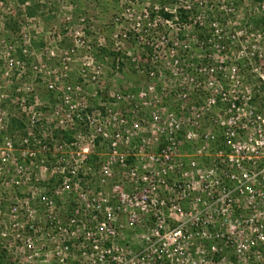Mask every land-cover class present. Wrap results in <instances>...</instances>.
<instances>
[{
	"label": "rangeland",
	"instance_id": "rangeland-1",
	"mask_svg": "<svg viewBox=\"0 0 264 264\" xmlns=\"http://www.w3.org/2000/svg\"><path fill=\"white\" fill-rule=\"evenodd\" d=\"M193 4L200 10L180 37L178 25L170 22L151 39L152 53L144 48L145 32L138 29L148 23L151 10L175 12ZM218 12L225 14V26L214 22ZM263 16L264 0H0V202L24 200L13 219L0 225L7 238L0 243V264H121L131 256L135 264H159L157 254L161 264H264V242L249 245L258 234L264 199L233 191L226 132L236 127L233 142L244 145L250 136L264 135V30L252 21ZM196 21L217 28L218 38L198 40ZM166 30L177 38L169 41ZM146 64L159 65V75H148ZM89 103L107 113L83 115ZM12 118L36 139L33 154L22 145L13 147L6 130ZM99 127L110 138L120 133L115 149H109ZM170 130L178 143L173 168L166 183L154 187L168 203L160 209L162 222L154 208L141 209L139 195L152 188L150 156ZM206 134L214 137L206 139ZM86 148L94 150L90 160L96 174L77 179L74 189H62L52 181L55 165L65 158L80 164ZM200 174L210 176L215 200ZM174 182L195 190L183 196ZM81 187L97 198V210L104 217L110 213L117 228L113 238L107 231L109 243L116 244L107 262L101 248L80 245L90 241L80 227L85 236L72 239L69 249L54 231L26 227L31 218L49 220L42 211L51 212L41 202L43 192L61 193L54 210L77 208ZM229 198L232 206L227 207ZM173 202L186 212H199L205 228L189 223L175 242L174 228L189 216L170 210ZM40 212L44 215L38 217Z\"/></svg>",
	"mask_w": 264,
	"mask_h": 264
},
{
	"label": "built area",
	"instance_id": "built-area-1",
	"mask_svg": "<svg viewBox=\"0 0 264 264\" xmlns=\"http://www.w3.org/2000/svg\"><path fill=\"white\" fill-rule=\"evenodd\" d=\"M113 119H115V116H112ZM176 129H179V125L176 123L174 124ZM171 131V135L167 138L166 142L161 145V148L159 151L155 154H151L152 159V165L151 169L149 170V182L151 183L150 189L142 188V193L139 195L142 202V210L148 211V208H154V214L158 216L159 221L161 220L164 222L165 213H163L160 209L162 206L166 209L168 203L161 198L159 191H154L155 186H160L162 184H165V177H168L170 170L173 168L172 165V154L173 150L176 149L178 143L175 136L172 135L173 130ZM99 135L102 136L101 138L103 140L108 139V145L109 149L114 147V149L118 146V140L121 135L119 132H116L114 135V138H110L109 133L104 128L99 127L98 128ZM227 142L232 147L231 151L229 152L228 156L230 157V160L232 161L231 167L232 169L228 172L229 180L234 183L233 191L237 192L240 196L247 198H255L256 196L260 199H264V190H262L261 187H264V135L261 132L259 133L258 137L250 136L248 139L249 142L248 145H244L241 142H233L236 139V127H227ZM188 135L191 136V132H188ZM195 135V134H194ZM212 135H205L206 139L213 138ZM91 146H95V140H92ZM145 145V144H144ZM89 148L85 149V152ZM200 151V150H199ZM94 150L91 152L85 154V159L81 161L80 164H73L72 162H68L67 159H62V161L59 162L58 166L55 165L57 168V173L59 174L60 178H62L60 185L63 186L62 189H74L75 185L78 184L77 179H86L87 177L85 175H93L92 173L96 174V172H91V160L90 156L93 155ZM77 163V162H76ZM79 163V162H78ZM122 165H125V161L121 160ZM195 164V162H192ZM161 167L159 169H155V165H160ZM135 172H132V175L134 176ZM148 175V174H147ZM147 175L142 176V180L147 181ZM209 175H203L200 174L199 181L204 180L205 188L207 191H209V195L212 198V200H215L214 193L212 192L213 189L210 188L209 183ZM132 179H134L132 177ZM103 181V180H102ZM79 185V184H78ZM82 186V184H81ZM136 189L139 187H135ZM135 188L133 189L135 192ZM174 190H178L179 193H181L183 196L190 195L195 190V187L190 186L189 184L185 183H177L174 182L173 184ZM81 187V191L78 192V196L76 198L77 204V210L76 211H82L85 213V216L87 218L86 222H78L76 219H71L70 223L67 227L61 229V232L55 231L54 229H47L44 228V226H38L35 227V225H28V222L26 223L27 229H31L33 232L38 233L39 231L46 229L48 231H54L58 237L63 236V240L65 241V249H69V246L71 243H69L72 239L76 240L79 238V236H85L84 234L81 235L80 231L78 230V227L82 228L87 236V239H89V242L81 243L82 246L94 248L96 251L98 248H101L103 253L100 255L103 260L105 259V262H107L108 259V253L112 252V249L116 245L114 242L108 241L107 237V231H110V237H115L117 233V228L113 225L112 216L110 213L105 212V214L108 213L107 216H102L98 208L96 207L97 204H95L93 201H96L97 198L91 196V194L87 193L88 189H83ZM84 191V192H82ZM55 195L60 196L61 193L58 192V190H55ZM97 193V197H98ZM181 195V196H182ZM123 197H126V194H122ZM133 199H135V193L131 195ZM182 196V197H183ZM130 197V196H128ZM41 202L44 203V206L46 207L45 211L51 210V212H46L48 214L49 219H52V212L55 208V200L52 198H48V196H42ZM171 200V199H170ZM231 198H229V203L227 204V207L232 206ZM24 205V200L21 202L19 206L12 207L11 211H20L21 206ZM80 205V206H79ZM263 205V218L261 221H259V227L256 229L258 230V234L255 235V238H251L249 241V245H255L259 242H264V202ZM81 207V208H79ZM96 207V208H94ZM147 209V210H145ZM174 209L176 213H179L181 216H189L188 219L182 221L180 224H177L174 228V240L175 242L178 240V238L183 234V227H186L190 223V227L200 228L204 229L206 226V221L199 215V212H196L194 210H189L186 212L182 207H180L179 204H170V210ZM195 209V207H194ZM228 210V209H227ZM45 213V214H46ZM134 213V212H133ZM138 214V213H137ZM135 214H133L135 218ZM15 217V216H14ZM104 217V218H103ZM32 219V218H31ZM33 220V219H32ZM78 232V234H76ZM157 233H160L157 231ZM3 235V234H2ZM109 237V236H108ZM117 249V248H116ZM101 251V252H102ZM237 251L242 254L243 250L241 248V245L238 246ZM105 253V254H104ZM89 255H93L90 253ZM107 257V258H106ZM159 259L155 262H158L161 264L160 258L161 255L157 254ZM117 257H114L111 261H114ZM144 258V257H143ZM64 261V258H62ZM121 264H135V256H131L127 258V260H124ZM155 264V263H154Z\"/></svg>",
	"mask_w": 264,
	"mask_h": 264
},
{
	"label": "trees",
	"instance_id": "trees-1",
	"mask_svg": "<svg viewBox=\"0 0 264 264\" xmlns=\"http://www.w3.org/2000/svg\"><path fill=\"white\" fill-rule=\"evenodd\" d=\"M200 8L198 4H193L192 6H180L178 8L175 9V12H171L170 10L162 7L160 9H154L151 10V13L149 14V20L148 23L144 24L143 26H141V28H139L138 30L141 32H145V35L143 34V36H141V38H143V45L144 48L147 51H150L152 53V48L150 47V45L153 43V38H155L156 34L159 31H163L164 30V26H168V24L170 22H174L176 25H178V29L179 32L178 37H180L181 32L185 26L187 25H191L193 24V19H195L196 14L199 12ZM219 15V18L217 19L218 24L220 25H226L227 24V19L225 18V14L223 12H218L217 13ZM159 19L160 22H155L156 19ZM254 23H257L260 25V28H263L264 30V16L261 18H252ZM260 21V22H259ZM196 27V30L198 32V40L200 41H210L213 38L217 37L218 35L217 33V28L213 27H206L205 25L201 24L200 22L196 21V24L194 25ZM166 34L168 35V40L172 41L173 38H177V34L171 37L170 32L167 33L168 31H165ZM223 33V32H222ZM139 36V35H138ZM220 36V35H219ZM171 37V38H170ZM182 37V36H181ZM152 41V42H151ZM183 48V47H182ZM181 48V49H182ZM116 55V54H114ZM175 61L178 62V60L176 59ZM144 67L145 68V72L149 74H156L159 75L158 73H160V68L159 65L155 64L153 67H150L149 64H146ZM144 71V70H143ZM197 75V74H196ZM64 94H59V98H63ZM91 104H86L84 108H82V114L83 115H87V113H92V112H98L100 113H107V110L104 107H99L97 106V104L93 105V108H91ZM12 123L10 122L7 126H6V130L10 133V138L11 140H13V147H15V149H19L20 145H22V148L25 149L27 148V150L29 151V153L33 154L35 150H37V146L38 143L36 142L35 138L29 137L27 134V132L25 131L26 126L25 124L23 125L22 122H19V125H17V120L12 118L11 119ZM16 140V141H14ZM24 146V147H23ZM41 150L43 148V145H41L39 147ZM37 152V151H36ZM92 163V162H91ZM58 176V178L56 177ZM62 178L59 177V175H54L52 177V181L53 182H61ZM48 196V198H52L53 200H55V204L56 202H58V200L56 199L58 196L55 195V191H52L49 189V191H45L42 193V196ZM40 196V197H42ZM9 200V198L7 199ZM6 199L2 200V202H0V225H2V223L4 222V220H7L8 222L10 221V219H13V214H12V207L14 206H19L21 204V202H23V200L21 198L16 199L15 202H8ZM40 200V199H39ZM42 201V200H41ZM7 205H9V208H6ZM6 206V207H5ZM42 208H45L44 206H42ZM59 209V210H57ZM57 209H55L51 216L52 219H49L48 221H44L42 222L41 220H36V219H28V225H35V227L38 226H44V228L47 229H54L55 231L61 232V229L65 228L68 226V224L70 223V220L73 219H77L78 222H86L87 218L85 216V213L82 211H76L77 208L75 207L74 204L68 205L67 208H61L58 207ZM43 213L45 214L46 212H44V210H42ZM43 213L40 212V214L38 215V217L40 215H44ZM45 215H48L47 213ZM46 223V224H45ZM59 234V233H58ZM6 237L2 236L0 234V243L2 244L4 241H6Z\"/></svg>",
	"mask_w": 264,
	"mask_h": 264
}]
</instances>
